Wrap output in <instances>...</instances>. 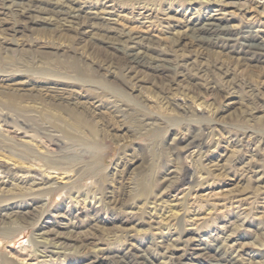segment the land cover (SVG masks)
<instances>
[{"label":"rangeland","instance_id":"obj_1","mask_svg":"<svg viewBox=\"0 0 264 264\" xmlns=\"http://www.w3.org/2000/svg\"><path fill=\"white\" fill-rule=\"evenodd\" d=\"M245 33L264 0H0V264H264Z\"/></svg>","mask_w":264,"mask_h":264},{"label":"bare ground","instance_id":"obj_2","mask_svg":"<svg viewBox=\"0 0 264 264\" xmlns=\"http://www.w3.org/2000/svg\"><path fill=\"white\" fill-rule=\"evenodd\" d=\"M55 11V10H54ZM57 13L59 12L60 15H66V17H76V14H71L68 11H64V10H60V11H56ZM191 29L193 31L196 32L195 36L193 37L195 40L200 41V40H204L206 38L205 35H214L217 37L219 36V33L217 32L219 30V26L217 23L207 20V21H202L199 23L198 26H194L191 27ZM249 33H245L243 34V41L240 42V44H238L239 46L242 47L243 49V53L244 55H248L246 56L247 58H255L256 60H261L264 61V45L255 42L253 39H249L250 38ZM135 38L134 36L131 37V40ZM233 40H235V38H233ZM225 44V43H224ZM142 54L140 52H135L133 51V49L131 47H127V49L122 51V58L125 59L124 62L126 64V67L130 70L129 72H134V75H132V78H136V74L139 72V69L137 68V64H140L141 66L146 65L149 66L151 68H157L159 67V65L155 64L154 62H150V60L145 59L143 56H141ZM202 254H206L208 257L210 256L209 251L204 248L202 251ZM117 262H123L124 259L120 256ZM210 258H212L213 260V264H238L235 263V261H233L230 258L225 257L224 255H213L212 257L210 256ZM178 264H188L185 263L183 261H178ZM190 264V263H189Z\"/></svg>","mask_w":264,"mask_h":264}]
</instances>
